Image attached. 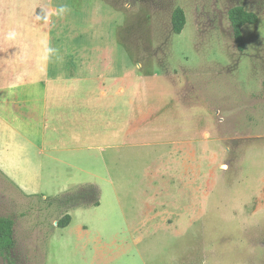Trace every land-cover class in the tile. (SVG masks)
Masks as SVG:
<instances>
[{
  "label": "rangeland",
  "instance_id": "1",
  "mask_svg": "<svg viewBox=\"0 0 264 264\" xmlns=\"http://www.w3.org/2000/svg\"><path fill=\"white\" fill-rule=\"evenodd\" d=\"M63 1L72 14L91 18V27L107 11V24L116 27L126 57L121 64L128 71L126 94H114L119 81L103 97L94 80L93 96L83 97L92 96L93 122L86 119L90 112L81 111L86 103L77 99L75 121L70 125L62 119V136L55 141L61 149L55 153L59 160L45 169L39 168L41 162L49 164L39 141L28 137L32 143L0 125V150L7 149V142L13 145V138L20 143L23 161L28 159L22 178L29 194L0 171V214L15 220L17 263L264 264V0ZM236 5L258 15L256 23L243 27V51L228 17ZM178 6L187 17L180 34L172 30ZM25 55L44 56L43 49L35 47H27ZM136 90L150 102L148 108L141 107V117L132 103ZM184 91L192 101L189 110L177 103ZM174 109L180 110V124H191V133L200 137L212 128L220 139L217 158L205 160L193 150L190 157L195 169L203 163L212 171L220 169L222 181L215 183L220 175L214 172L194 173L184 193L159 175L149 186L147 178L157 165L170 164V149L146 144L165 138L161 132L139 130L156 113L163 124L177 120ZM131 111L137 129L128 130L124 145ZM200 119L201 126L192 124ZM148 165L155 171L146 176ZM87 184L99 187L98 206L72 208L52 201ZM157 193L159 213L148 218L150 197ZM66 211L72 222L57 226Z\"/></svg>",
  "mask_w": 264,
  "mask_h": 264
},
{
  "label": "crops",
  "instance_id": "2",
  "mask_svg": "<svg viewBox=\"0 0 264 264\" xmlns=\"http://www.w3.org/2000/svg\"><path fill=\"white\" fill-rule=\"evenodd\" d=\"M20 1L18 3L15 0H0V125L32 143L34 142L28 137L39 141L41 155L49 163L41 162L39 168L45 169L59 160L55 153L61 149L55 141L62 136V119L70 122V125L75 121L74 108L77 99H81L83 104L86 103L81 111L83 114L90 112L86 119L90 117L93 122L94 80L98 81L96 85L103 97H108V92L119 81L120 85L114 94H126L124 79L128 71L125 66L121 67V64L126 62V57L116 40V27L107 24V11L103 10L105 14L100 18V22L91 27L88 25L91 18H87L83 13L72 14L63 0H34L33 3L30 0ZM38 8L44 10L43 21L37 14ZM27 47L43 49L44 56L25 55ZM5 75L8 76L6 83L2 82ZM89 94L92 95L90 99L83 98ZM191 102L188 91H184L177 98V103L183 110H189ZM132 103L136 105L134 112L136 107L139 108L138 117H141V107L150 105L148 99L138 90L134 93ZM179 113V109H174L177 120L170 119L168 124H163L161 116L156 113L150 118V124L139 130L149 132L150 135L161 132L165 138L159 142L149 140L151 143L146 144L165 145L170 149L168 167L159 168L157 165L155 171L152 170V165H148L143 171L146 176L155 171L149 180L147 178V183L153 187V179L159 175L167 176L168 179H164L167 184L175 185V188H179L178 192L186 193L190 190V176L194 173L206 176L207 173L214 172L215 176L220 175L215 183L222 181L220 169H207L206 163H203V168L195 169L190 157L193 150L196 154H202L205 160L217 158L222 153V142L215 137L212 128L204 129L200 137L191 133L190 123H179L182 119L178 117ZM135 117L131 111L130 124L124 131V145L127 144L128 130L137 127L133 126V123H136ZM203 121L204 119H200L192 124L201 126ZM11 139L13 145L7 142V149L0 150V171L29 194L30 188L22 178L28 159L23 161L19 154L20 143ZM51 150H54V153ZM42 178L40 175L39 179ZM205 180L204 178V184ZM158 195L159 193L150 197L151 210L147 214L148 218L156 217L159 213ZM188 219L190 222V216Z\"/></svg>",
  "mask_w": 264,
  "mask_h": 264
},
{
  "label": "trees",
  "instance_id": "3",
  "mask_svg": "<svg viewBox=\"0 0 264 264\" xmlns=\"http://www.w3.org/2000/svg\"><path fill=\"white\" fill-rule=\"evenodd\" d=\"M37 14L40 20H44V10L42 8L37 9ZM228 17L232 26L233 36L237 47L240 51L245 48V38L243 34V27L246 24H254L258 21V15L250 10H247L242 5H236L229 9ZM187 22L185 11L182 7L175 8L172 14V30L176 34H180ZM264 86V82H263ZM83 190L76 193H67L58 198H54L52 201L59 204L63 203L69 205V207H88L98 206L100 204V192L96 185L87 184ZM81 187V186H80ZM82 188V187H81ZM78 189V188H77ZM59 200V201H57ZM72 220L71 214L66 213L57 220V226L66 227ZM15 220L12 217L4 216L0 214V256L4 259L3 264H18L13 256V249L15 247Z\"/></svg>",
  "mask_w": 264,
  "mask_h": 264
}]
</instances>
